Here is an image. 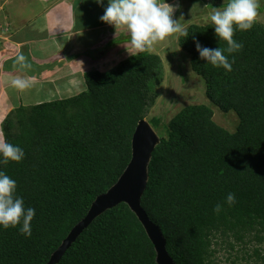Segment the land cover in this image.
I'll use <instances>...</instances> for the list:
<instances>
[{
	"label": "trees",
	"instance_id": "trees-1",
	"mask_svg": "<svg viewBox=\"0 0 264 264\" xmlns=\"http://www.w3.org/2000/svg\"><path fill=\"white\" fill-rule=\"evenodd\" d=\"M234 39L244 47L232 54L231 72L200 59L196 40L213 49L228 46L210 20L189 25L179 42L208 99L236 112L235 131L218 124L207 103L184 107L168 124L161 116L149 121L155 131L162 126L165 136L152 153L141 204L160 226L175 264H214V245L264 243V24L256 21ZM162 68L158 54L138 51L112 71L87 72V89L76 96L19 105L8 114L4 140L21 146L26 156L2 170L17 181V194L36 216L30 237L20 234V226H0V264H46L95 198L117 182L132 158V137ZM230 192L237 200L231 207L225 203ZM218 203L220 214L214 211ZM261 251L255 248L257 258ZM156 260L143 224L122 202L95 218L57 264Z\"/></svg>",
	"mask_w": 264,
	"mask_h": 264
},
{
	"label": "crops",
	"instance_id": "crops-1",
	"mask_svg": "<svg viewBox=\"0 0 264 264\" xmlns=\"http://www.w3.org/2000/svg\"><path fill=\"white\" fill-rule=\"evenodd\" d=\"M167 2L176 6L173 18L182 20L176 16L185 10L183 0ZM107 6L108 0L103 6L94 0H0V25L5 27L0 33V118L8 109L39 103L57 89L68 97L67 88L78 84L79 94L87 88V72L112 71L138 52L125 48L130 42L125 27L101 21ZM20 55L30 69L20 68ZM17 77L34 83L20 91L11 84ZM29 98L34 100L27 102ZM242 262L237 264H253Z\"/></svg>",
	"mask_w": 264,
	"mask_h": 264
},
{
	"label": "clouds",
	"instance_id": "clouds-1",
	"mask_svg": "<svg viewBox=\"0 0 264 264\" xmlns=\"http://www.w3.org/2000/svg\"><path fill=\"white\" fill-rule=\"evenodd\" d=\"M94 2L104 5V0ZM223 5L216 7L208 19L219 41L227 42V48L204 47L196 40V49L200 53V59L206 60L207 64L231 72L235 63L232 54L244 47L242 42L234 39V35L236 31L244 32L253 28L259 16L260 0H224ZM175 7L167 0H108V6L100 19L116 28L125 27L130 34L132 47L142 52L151 50L154 44L164 41L174 33L183 32L179 22L173 18ZM25 60L26 58L20 55L17 63L21 69H30L32 65ZM33 83L29 79L19 77L11 80V84L20 91L30 88ZM25 156L26 153L21 146L0 139V226L4 229L20 226V234L30 237L31 222L36 216V209L25 207L24 198L17 194V181L2 170L10 162H22ZM236 202V194L228 193L225 203L231 207ZM214 211L220 214L223 211V204L218 203Z\"/></svg>",
	"mask_w": 264,
	"mask_h": 264
},
{
	"label": "rangeland",
	"instance_id": "rangeland-1",
	"mask_svg": "<svg viewBox=\"0 0 264 264\" xmlns=\"http://www.w3.org/2000/svg\"><path fill=\"white\" fill-rule=\"evenodd\" d=\"M220 2H223V0H183V4H186L185 10L182 14L176 16L181 17L182 19L178 20V22L181 25L183 32L193 23L206 24L209 21L208 17L210 13H212L216 7L224 6V3L221 4ZM257 21L264 24V0H260ZM4 28V25H0V33L4 32ZM181 34L182 32L174 33L164 41L157 42L152 46L151 50H148V52L156 53L161 57L163 62V75L155 80V86L152 91L154 98L150 103L145 118L150 121L154 116H161L163 122L168 124L184 107L192 104L207 103L212 106L215 112V121L225 128L235 131L239 123V118L236 112L234 110L225 112L208 99L204 80L192 69L191 56L180 45L179 39ZM9 47L13 49L14 46L10 44ZM125 48L135 51L130 42ZM18 57L19 56H16V58ZM1 60L2 57L0 55V61ZM61 88L64 90L67 87L65 85ZM86 89L87 88H85L84 91ZM61 91V89H57L55 92H51V95L49 94V97H47L46 100L49 101L57 97L64 98L65 96L61 94ZM67 91L70 93V95L68 94V97L76 96V92L79 91V85L75 84L74 88H67ZM29 99L27 102L34 100ZM12 110L13 108L8 109L6 115L0 118V139H4V121L8 114H11ZM162 129L161 126L160 129L156 130L160 137L162 135L165 136ZM214 246L219 248L213 256L215 260L214 264H237L244 260H247L248 263H251V260H253V264L254 260H260L259 263L264 264V243L259 244L256 241H252L245 246V244L240 242L236 244L235 249H230L226 245ZM256 247L262 249L261 258H257L254 254Z\"/></svg>",
	"mask_w": 264,
	"mask_h": 264
},
{
	"label": "water",
	"instance_id": "water-1",
	"mask_svg": "<svg viewBox=\"0 0 264 264\" xmlns=\"http://www.w3.org/2000/svg\"><path fill=\"white\" fill-rule=\"evenodd\" d=\"M160 142V136L150 122L139 120L132 137V158L117 182L92 202L86 216L73 226L46 264H57L77 237L108 209L125 202L136 213L157 252L158 264H175L167 250V240L159 225L154 223L141 201L149 179L152 153Z\"/></svg>",
	"mask_w": 264,
	"mask_h": 264
}]
</instances>
